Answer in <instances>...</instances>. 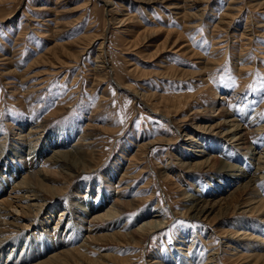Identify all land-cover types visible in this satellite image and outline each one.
Listing matches in <instances>:
<instances>
[{
  "label": "rangeland",
  "instance_id": "1",
  "mask_svg": "<svg viewBox=\"0 0 264 264\" xmlns=\"http://www.w3.org/2000/svg\"><path fill=\"white\" fill-rule=\"evenodd\" d=\"M237 123H251L244 139L257 158L264 148V0H0V143L13 151L20 146L17 141L28 143L21 135L33 128L39 134L30 144L38 147L48 134L74 128L69 145L81 146L84 168L66 179L59 176L43 161L52 156L51 148L35 164L53 179L42 186L48 203H75L86 191L104 189L110 195L102 208L121 193L133 201L124 209L129 225L146 208H159L167 216L163 228L146 239L132 243L102 237L85 246L86 259L69 264L107 255L114 259L105 264H152L160 255L162 264L188 258H195L191 264H205L212 253L216 264H264V234L245 228L259 239H242L238 234L245 231H237L245 226H235L250 220L264 224L256 204L245 202L255 189L264 191V181L231 197L238 181L225 188V171L210 167L212 157L219 156L214 147L228 149L231 163L243 162L248 150L225 137ZM256 139L261 140L257 145ZM2 160V170L21 163ZM254 163L247 165L253 177ZM198 164L201 168H193ZM115 166L109 179L108 170ZM199 182L205 194L224 189L214 198H227L220 222L184 215L183 193L193 194ZM22 224L1 237L0 262L10 251L9 259L16 255V264H26L19 258L27 249L69 237L65 231L61 238L45 230L40 234L35 224L29 229ZM93 226L100 234L115 231L105 224ZM31 233L34 243L23 245ZM83 234L71 239L78 249Z\"/></svg>",
  "mask_w": 264,
  "mask_h": 264
},
{
  "label": "bare ground",
  "instance_id": "2",
  "mask_svg": "<svg viewBox=\"0 0 264 264\" xmlns=\"http://www.w3.org/2000/svg\"><path fill=\"white\" fill-rule=\"evenodd\" d=\"M213 108L211 109V111L213 110ZM155 113H160L165 118H168L167 112L157 110L155 111ZM171 120L173 121V119ZM181 122H178V124ZM250 124L251 123H248L245 127L240 126V124L238 123L233 124L231 125V129L227 130L225 133V137H229V140L235 142L241 141L236 144L242 145L244 147L241 146V148L245 149L246 151L248 150V153L243 154V162H239L240 166L230 162L231 160H233V158L231 154L228 153V149L227 151H225L223 149L224 147L220 149L210 146H204L207 149H215L213 151L219 154V156L217 155L216 157H212V159H215L213 161L210 160V167L211 169H213V171H225L222 177L226 178L224 187H228V183H232V181H238V184H235L236 187L233 195L229 193L231 194V197H233L235 193L238 194L239 192H246L249 188L256 186L257 180H259L258 183H260V180L264 181V148L261 149L262 151L260 150V152L258 153L259 156L253 159V145H251L248 140L246 141V139H244L245 131L249 130L250 127H252L250 126ZM201 128L204 130L205 126ZM20 129L23 130L24 127L22 126V128L20 127ZM206 129H212V126H209V128ZM73 131L74 128H71L70 130H65L64 128L61 132L57 133L58 136L56 134L51 136V134H54V132L50 135L48 134L44 141L41 142V145H39L38 147L35 145V143L30 144L33 143L31 137H35L39 134L37 130L34 131L33 128H30V131L27 133L28 135H21V137L27 136L26 138H28L29 140L28 143L17 141L18 145L20 146L16 147L13 151L12 149L7 150L6 147H4L0 143V154L3 155V157L0 158V244L2 243L1 237L5 235L4 233L7 232L9 228H18L20 226V223H23L22 226L27 229L31 228V224H35L34 229H37V231L39 229V232L42 231V233L40 232V234H43L44 232H51L53 237L59 236L61 238L60 234L64 233V231L67 232L66 234L69 233V237H67V240L66 237L64 238L68 242L62 240V243H59L58 241L54 240V238L50 237L52 239L50 241V244L48 243L49 241H47L45 243H42V246L38 247L35 250L27 249V253H25L23 257L21 256L19 258V262L22 261L26 264H69V262L79 263L82 262V260L86 259V257L84 256L87 253L85 246L88 245L87 247L89 248V246H92V244L100 243V239L102 237H108L111 239H120L121 237H123L126 240L135 243L137 242L136 238H139V240L146 239L155 232L159 231L165 225V220L167 219L166 213H164V211L162 210H159V208H146L145 210L140 212L135 221L131 222L129 225L128 220L124 218V209L127 207L131 208L134 203L132 200H129L126 197V193L116 195L114 202L107 203V206L104 208H102V206L107 202L106 200H108L110 195L104 189L101 192L98 189L97 193L94 190H90V193L88 195L86 194V191L82 197L78 195L79 197L76 199L75 203L66 202L61 204L58 202H47V193H45L46 190L42 189L43 182L51 181L53 179L51 175H49L48 171L42 169L41 167H36L35 164L38 161V158L44 157L46 151L51 148L50 152L52 153V156H46L43 161L49 163L51 168L57 169V173L59 174V176L66 179V177L72 175L71 173L73 171H76L75 169L84 168L85 163L81 160L83 153L81 146L76 143L69 145V141L74 136ZM254 132L255 130H253V133ZM193 134L194 133L188 134L189 138H194L195 136H193ZM53 137H55V140H53ZM19 140L22 141V139ZM34 140H38V138H34ZM48 141L50 142L48 143ZM260 141L261 140L256 139L255 145L259 144ZM193 142L195 141L193 140ZM236 149L238 150V147ZM2 159H10L9 162L20 160L19 162L21 163L20 165L13 166L12 164H8L6 165V169L2 170L1 165L4 163V160ZM31 160H34L33 165L31 167H26L24 163ZM235 160L238 161V159ZM251 160L255 162V172L253 173V175H256L255 177L250 175L251 172H249L250 169L247 166L248 164H251ZM201 166L202 164H198L193 166V168H201ZM117 170L118 167L116 166L108 170L107 176L110 175L111 177L109 179L113 178ZM124 178H127L126 173L120 177L117 183L119 187L123 185L122 183ZM208 181L211 180L209 179ZM262 186L261 189L263 190ZM83 187L85 189L87 188L86 186ZM126 188L127 185L123 187L122 191ZM197 188L200 189V193L198 192ZM80 189V187L77 188L78 193ZM222 190L224 189H213L212 191L205 194L204 189L202 188V184H200L199 182L198 184H196V188L194 190H191L193 191V194L183 193V200L185 203H187L188 210L184 215L192 219L201 221H206L213 217L216 219V221L220 222V220H222L226 216L223 211L225 207L224 205L227 204V198H214L219 193L225 192ZM83 191L85 190L83 189ZM261 193H264V191H262ZM50 194L53 201H56L58 199L55 191H52ZM251 194L253 195L249 199L245 200V202H247L246 204H256L255 207H253L257 208L255 212H262L261 214H264V199H261L260 194L258 193V191H256V189L255 192ZM100 195L102 197H100ZM205 195L206 197H212L213 199L210 200L208 198H204ZM262 196L264 195L262 194ZM258 197H260V199L256 201ZM11 209L20 213V219L18 218V215L11 211ZM251 212L253 213V211ZM118 222L120 223L119 225L117 224ZM96 223L105 224L107 225V228L112 226L111 230L115 231L108 234H100L99 231L93 226ZM259 224L260 223H257V221L255 222L253 220H250V222L240 221L239 224H236L235 226L239 225L245 227H240L237 232H239L240 230H243L245 232L239 233L238 236H241L242 239L249 238L247 240L257 241L259 239V234H257V236H253L256 232H250L252 234H247L246 231H248V229L245 228L256 227L257 233L260 232L261 234H264V224L262 225L263 227H260ZM130 228H132V230H130ZM43 230L45 231L43 232ZM82 233L85 234H83L84 241L80 245V249H78V247L75 246L77 243H72L73 240L71 239L74 238V235L78 238V235ZM34 234L35 233H31V239L29 238L27 240H24L23 245L25 244V241L28 242L29 240H32L30 243L31 247L35 239ZM36 234H38V238L41 236H39L38 232ZM69 240L71 241L69 242ZM64 243H67V245H64ZM240 246L241 245L238 244V247ZM260 246L264 247V241H261ZM58 249H61L58 253L63 254V256L58 255ZM9 252L10 251H8L7 254L8 259H4V261L0 262V264L17 263L16 261L18 259V256L15 255V258L13 256L12 259H9V256H11L9 255ZM214 255L215 254L212 253L211 256L206 259L205 264H216L217 260ZM251 256L253 255L251 254ZM112 259L114 258L108 255L106 257L100 256L98 259H94V261L87 264H105L104 261L111 262ZM162 261L163 258L161 257V255L158 257L156 256L152 264H162ZM194 261L195 258H188L186 260L181 259V264H191ZM174 264H177V262H175Z\"/></svg>",
  "mask_w": 264,
  "mask_h": 264
}]
</instances>
